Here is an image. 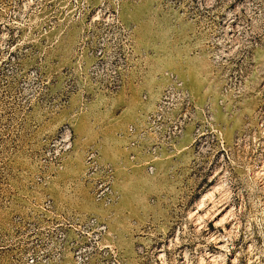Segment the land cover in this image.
<instances>
[{"label": "rangeland", "instance_id": "rangeland-1", "mask_svg": "<svg viewBox=\"0 0 264 264\" xmlns=\"http://www.w3.org/2000/svg\"><path fill=\"white\" fill-rule=\"evenodd\" d=\"M166 72L194 106L152 173ZM0 264H264V0H0Z\"/></svg>", "mask_w": 264, "mask_h": 264}, {"label": "built area", "instance_id": "built-area-1", "mask_svg": "<svg viewBox=\"0 0 264 264\" xmlns=\"http://www.w3.org/2000/svg\"><path fill=\"white\" fill-rule=\"evenodd\" d=\"M215 1L210 0L213 4ZM238 39L233 19L218 18L212 24L210 34L207 35V50L214 61L219 62L222 59L220 56L230 58L244 48L237 42ZM165 75L168 83L161 92L156 109L143 117V122L140 125L132 124L128 130V134L131 136L130 145L133 148L142 147L153 155V158L147 161L148 170L152 173L156 170L154 161L161 154L162 148L170 146L182 132V128L174 121L173 126L164 124V113L174 111L179 113L183 109L187 110L194 106L193 96L183 79L174 72H166ZM132 157H135V154ZM103 192L105 194V191ZM108 194H111L110 202L119 198V194L114 193L113 190Z\"/></svg>", "mask_w": 264, "mask_h": 264}, {"label": "bare ground", "instance_id": "bare-ground-1", "mask_svg": "<svg viewBox=\"0 0 264 264\" xmlns=\"http://www.w3.org/2000/svg\"><path fill=\"white\" fill-rule=\"evenodd\" d=\"M236 25V24H235ZM237 26V25H236ZM263 167V166H262ZM263 173V172H262ZM259 175H260V173H259ZM225 209V208H224ZM219 212V211H218ZM218 214H220V212L219 213H217L216 215H218ZM224 219H220L219 221L220 222H222ZM219 241H220V239H219ZM219 246V245H218Z\"/></svg>", "mask_w": 264, "mask_h": 264}]
</instances>
